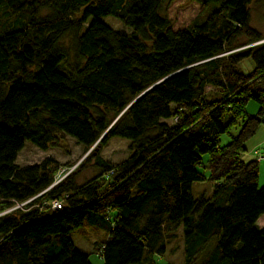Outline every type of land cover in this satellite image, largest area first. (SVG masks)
Masks as SVG:
<instances>
[{
	"label": "trees",
	"instance_id": "trees-1",
	"mask_svg": "<svg viewBox=\"0 0 264 264\" xmlns=\"http://www.w3.org/2000/svg\"><path fill=\"white\" fill-rule=\"evenodd\" d=\"M253 1L0 0V210L25 202L0 215V264H92L69 237L77 228L104 233L92 241L101 264H264V152L243 158L264 126ZM64 135L93 145L82 160L98 173L83 183L55 181L51 157L15 163L24 141L46 150ZM113 136L129 140L116 163L98 153ZM195 181L210 196L194 197ZM178 229L179 262H160Z\"/></svg>",
	"mask_w": 264,
	"mask_h": 264
},
{
	"label": "rangeland",
	"instance_id": "rangeland-1",
	"mask_svg": "<svg viewBox=\"0 0 264 264\" xmlns=\"http://www.w3.org/2000/svg\"><path fill=\"white\" fill-rule=\"evenodd\" d=\"M250 25L259 31L264 39V0H254L249 6ZM6 12L0 8V27L7 25ZM101 21L114 29H125L120 21L111 16H103ZM261 39V40H262ZM264 42V40L260 41ZM259 42V43H260ZM254 44V43H253ZM249 43H243L236 46L233 50L239 51L249 46ZM242 71L249 72L252 68L250 59H245L239 64ZM206 89H211V86H206ZM175 105H172L174 109ZM258 104L254 100H249L246 105V113L248 115H257ZM168 124H173L171 118L165 120ZM238 131V126L230 130V133L221 135V144H225L230 140V135H234ZM129 140L117 136L111 137L104 146L99 150V155L102 159L111 163H116L124 159L128 155ZM263 145H260L257 150L264 152ZM90 148V147H89ZM88 153V149L84 152L82 147L74 142V139L69 136H61L53 144L49 145L46 150H39L33 146L29 141H24L23 147L19 150L16 156L15 163L18 165L28 163H38L45 157H51L56 161V171L54 172L55 181L62 179L64 176L72 173L74 182L76 184L83 183L92 176L98 173V169L93 165L91 158L86 161L82 160ZM206 158V157H205ZM81 163V165H80ZM258 185H264V160L258 162ZM207 173V171H205ZM213 190L212 184L207 181H195L192 184L191 192L194 197L201 194L210 196ZM25 202H14L11 206L0 210V215L8 213L14 208H20ZM258 224L264 223V217L257 220ZM104 236L102 231L85 230V235L79 233L78 228L69 232V237L72 240L74 247L79 248L85 252H89V259L93 264H101L99 257L92 252V241L99 240ZM182 247L181 229L175 232V237L168 240L166 244L165 253L157 258L160 262H179ZM92 252V253H91Z\"/></svg>",
	"mask_w": 264,
	"mask_h": 264
},
{
	"label": "crops",
	"instance_id": "crops-1",
	"mask_svg": "<svg viewBox=\"0 0 264 264\" xmlns=\"http://www.w3.org/2000/svg\"><path fill=\"white\" fill-rule=\"evenodd\" d=\"M264 144V126H261L256 134L247 142V150L245 154L243 155V158L245 159H251L254 157V150L258 149L260 145ZM264 217V214L260 216V218ZM262 224H258L259 226H262ZM93 264V262L91 261Z\"/></svg>",
	"mask_w": 264,
	"mask_h": 264
},
{
	"label": "built area",
	"instance_id": "built-area-1",
	"mask_svg": "<svg viewBox=\"0 0 264 264\" xmlns=\"http://www.w3.org/2000/svg\"><path fill=\"white\" fill-rule=\"evenodd\" d=\"M254 155L258 160L263 159V155L257 150H254ZM44 204L48 205V207L52 210L60 209L61 207L60 202L56 199L49 200L48 202H45Z\"/></svg>",
	"mask_w": 264,
	"mask_h": 264
},
{
	"label": "water",
	"instance_id": "water-1",
	"mask_svg": "<svg viewBox=\"0 0 264 264\" xmlns=\"http://www.w3.org/2000/svg\"><path fill=\"white\" fill-rule=\"evenodd\" d=\"M262 40H264V39H262ZM262 40H260V41H262ZM260 41H257V42H255V43H259ZM118 115H119V114H118ZM118 115H117V116H118ZM117 116L114 118V120L117 118ZM114 120H113V121H114ZM113 121H112V122H113ZM112 122H111V124H112ZM92 146H93V145H92ZM92 146H91V147H92ZM91 147L88 149V151L91 149Z\"/></svg>",
	"mask_w": 264,
	"mask_h": 264
}]
</instances>
